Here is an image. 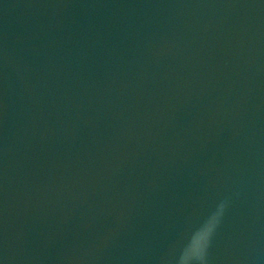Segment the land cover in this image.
Segmentation results:
<instances>
[{"label":"water","instance_id":"1","mask_svg":"<svg viewBox=\"0 0 264 264\" xmlns=\"http://www.w3.org/2000/svg\"><path fill=\"white\" fill-rule=\"evenodd\" d=\"M225 199L209 264H264V0H0V264H162Z\"/></svg>","mask_w":264,"mask_h":264},{"label":"clouds","instance_id":"2","mask_svg":"<svg viewBox=\"0 0 264 264\" xmlns=\"http://www.w3.org/2000/svg\"><path fill=\"white\" fill-rule=\"evenodd\" d=\"M228 204V199L219 202L216 209L191 233L187 243L180 248L179 254L163 258L162 264H209L212 238Z\"/></svg>","mask_w":264,"mask_h":264}]
</instances>
